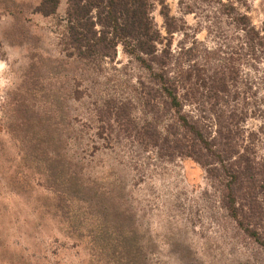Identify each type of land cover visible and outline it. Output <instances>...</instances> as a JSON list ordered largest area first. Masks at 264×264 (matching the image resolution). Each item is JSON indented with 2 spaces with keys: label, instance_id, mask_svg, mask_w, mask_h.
<instances>
[{
  "label": "rangeland",
  "instance_id": "1",
  "mask_svg": "<svg viewBox=\"0 0 264 264\" xmlns=\"http://www.w3.org/2000/svg\"><path fill=\"white\" fill-rule=\"evenodd\" d=\"M151 1L154 23L166 35L159 1ZM245 1L251 22L264 30V0ZM39 2L0 0V61L7 65L0 77L8 81L0 90V264H110L107 252L114 245L120 252L127 231L146 249L147 264H264V250L228 217L219 184L203 167L125 140L120 125L108 128L114 117L124 123L112 109L132 96L135 74L108 63L97 74L66 59L65 0L50 16L35 12ZM166 3L196 26L177 0ZM196 37L212 45L205 31ZM181 40L174 33L172 47ZM117 58L114 66L126 63L120 50ZM132 113L141 123L139 107ZM258 124L248 119L246 127ZM100 125L102 137L118 138L113 147L97 136ZM47 136L62 144L66 167L80 172L91 199H70L59 193L63 184L49 182L44 162L32 154Z\"/></svg>",
  "mask_w": 264,
  "mask_h": 264
},
{
  "label": "trees",
  "instance_id": "2",
  "mask_svg": "<svg viewBox=\"0 0 264 264\" xmlns=\"http://www.w3.org/2000/svg\"><path fill=\"white\" fill-rule=\"evenodd\" d=\"M158 1L166 35L154 23L151 0H65L64 57L97 74L105 63L130 71L129 77L134 73L132 96L112 109L124 123L114 117L108 128L120 125L128 133L125 140L203 167L217 180L228 217L264 250V30L251 22L245 0H177L180 13L197 20L193 29L170 13L166 0ZM59 4L40 0L35 12L54 15ZM201 31L212 45L197 39ZM174 33L182 35L175 48ZM118 50L126 57L119 68L114 66ZM135 107L144 116L141 123L132 113ZM248 119L259 124L248 129ZM105 129L98 126L96 134L113 147L118 138L102 137ZM36 146L40 150L32 154L44 162L49 182L65 186L61 195L84 202L92 198L80 172L67 168L62 144L47 136ZM100 217L107 220L106 214ZM129 233L118 241L120 252L116 245L107 252L110 264H147L146 249Z\"/></svg>",
  "mask_w": 264,
  "mask_h": 264
},
{
  "label": "clouds",
  "instance_id": "3",
  "mask_svg": "<svg viewBox=\"0 0 264 264\" xmlns=\"http://www.w3.org/2000/svg\"><path fill=\"white\" fill-rule=\"evenodd\" d=\"M6 67L7 65L3 61H0V72H2ZM7 84L8 81L0 77V90H2Z\"/></svg>",
  "mask_w": 264,
  "mask_h": 264
}]
</instances>
